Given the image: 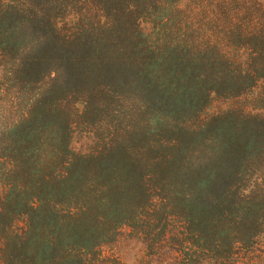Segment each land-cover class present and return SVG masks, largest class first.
I'll list each match as a JSON object with an SVG mask.
<instances>
[{
  "label": "trees",
  "instance_id": "obj_1",
  "mask_svg": "<svg viewBox=\"0 0 264 264\" xmlns=\"http://www.w3.org/2000/svg\"><path fill=\"white\" fill-rule=\"evenodd\" d=\"M0 54V264H264V0H0Z\"/></svg>",
  "mask_w": 264,
  "mask_h": 264
},
{
  "label": "rangeland",
  "instance_id": "obj_2",
  "mask_svg": "<svg viewBox=\"0 0 264 264\" xmlns=\"http://www.w3.org/2000/svg\"><path fill=\"white\" fill-rule=\"evenodd\" d=\"M0 59H2L1 54ZM1 73L3 72L0 68ZM5 76L10 77L9 72ZM20 96L21 94L17 95L14 87L8 85L4 77L0 75V120H7L17 114L20 109L18 108L21 103ZM237 101L239 100L218 98L212 102L208 111L219 112ZM77 140L76 147L85 146L82 139L78 138ZM104 250L105 254L116 256L122 264H172L167 257L165 248L154 252L155 249L148 248L142 238L127 226H123L117 231L114 241Z\"/></svg>",
  "mask_w": 264,
  "mask_h": 264
}]
</instances>
